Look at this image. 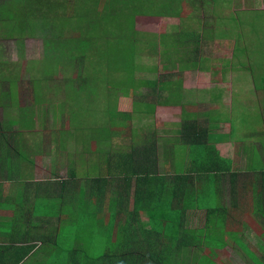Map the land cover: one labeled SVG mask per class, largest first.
<instances>
[{"label": "rangeland", "instance_id": "rangeland-1", "mask_svg": "<svg viewBox=\"0 0 264 264\" xmlns=\"http://www.w3.org/2000/svg\"><path fill=\"white\" fill-rule=\"evenodd\" d=\"M65 1L67 5H64L62 0H41L39 3L38 0H0V18L4 19L0 32V90L9 89L8 93L0 98V126L5 120L13 123L16 120L21 121L18 125L26 131V143L31 140L38 144L41 133L28 130H41L46 135L44 146L48 153L57 149V154L61 155L64 150L70 162L72 159L76 161L79 154L88 155L89 166L95 171L104 155L95 157L93 150L98 149L102 153L108 151L109 141H104L107 134L110 137L114 132L115 138L123 136L120 123L126 120L122 115L115 117L116 110L119 112V109L123 108L130 111L132 99L139 100L134 104V111H140L146 105L143 103L157 101L150 91L145 90L143 93L142 87L138 90L137 98L127 96L129 99L124 98L123 104L120 103L122 98L118 97L123 96L131 86H140L141 79L157 81L158 76H163L161 81L168 80L163 86L167 89L174 88L167 96L171 102H177L182 89L193 90L188 94L193 98L179 101L182 109L165 111V118L158 128L162 123L174 124L170 127L171 130L179 127L181 117L187 111H193L190 108L193 106L200 119L213 114L216 119L228 121L232 125L230 140L242 143V140L248 141L250 137L256 139L255 145L259 153L264 154L261 150L264 146V89L254 88L264 86V0H182L175 16L171 15L167 8L164 9L170 7L169 3L174 0H146L144 5L138 6L136 14L128 9L130 4L124 9L123 4L119 5L118 9L122 11L117 12V15L109 10V14L114 15V18L94 19L98 30L96 35L99 36L95 37L97 45H94V42L90 49L88 46L84 47L83 54L87 60L80 65L82 79L78 80H67L68 77H64L59 70L61 62L65 60L60 48L49 54L50 58L44 55L48 60V65L46 64L42 54L41 35L36 29L37 24L29 20L26 28L32 32L27 33L24 30L25 18L28 20L37 12L49 15L48 10L52 6L57 8V15L64 18L70 15L73 9L80 10L76 4L78 0ZM102 1H107L106 5L109 7L108 0ZM106 5L101 8L97 4L90 9L89 14L98 16ZM117 6L112 5L110 8ZM5 11L6 14L1 13ZM142 12L145 14H141ZM129 16L132 18L127 19ZM103 32H108L109 36L100 38ZM74 33L76 31L72 32ZM65 34L68 36L71 33ZM162 40L166 43L160 44ZM39 60L44 61V70L39 63L33 62ZM66 62L64 72L78 73L79 70L73 66V62ZM153 66L158 70L150 69ZM42 73L45 81L41 79ZM15 74L16 79L18 76L17 80L14 79ZM38 74L40 85L32 87L37 95L33 97V104H30V91L25 90H30L29 78L32 84H38ZM28 96L30 102L27 100ZM107 115H110V120L106 122ZM159 117L157 115V119ZM56 136L62 142L56 143V147L52 143L50 146V137ZM24 150L25 145L22 143V157H26ZM178 154L180 155L176 158L181 159L182 153L179 151ZM249 161L255 164L254 166L261 167L258 154L254 153ZM80 184L68 191L77 190ZM85 185L86 182L83 186ZM240 192L244 197L240 199L238 220H241L242 213L249 218L252 216L247 213L249 199L246 197V190ZM203 198L204 194L201 202ZM187 201L192 203L194 200ZM195 210L190 208L185 210V213ZM92 216L90 227L89 224H82V231L76 233L79 234L77 239L80 241L87 237V241L81 243V246L90 247L94 252L102 243L103 235L98 236V222L94 213ZM258 217L264 221V213ZM182 218L184 219V215ZM214 221L213 211L210 210L206 221L208 231H200L209 240L208 249L219 244L223 236V239L231 237L230 241L237 248L236 261L233 263L247 264V258L242 256H249L250 253L245 251L242 248L244 245L241 246L239 242L257 240L256 233L260 235L264 224L256 223L253 225L254 230H244L245 234L240 230L237 238L236 233L226 234V230L212 231ZM92 227V230L88 229ZM57 234L58 239H68L70 236L67 228ZM230 241L226 239L228 244ZM255 251L263 257L262 252ZM228 253V250L224 252L226 256ZM241 257L245 262L238 261ZM226 258L227 261L233 259Z\"/></svg>", "mask_w": 264, "mask_h": 264}, {"label": "crops", "instance_id": "crops-1", "mask_svg": "<svg viewBox=\"0 0 264 264\" xmlns=\"http://www.w3.org/2000/svg\"><path fill=\"white\" fill-rule=\"evenodd\" d=\"M3 21L4 19L0 18V32ZM141 81H143L142 92L150 91L152 97L157 100L154 103V110H132L133 99L130 111L119 109L126 120L120 128L123 136L115 138L114 132L110 137L107 134L104 141H109L108 151L102 153L98 149L93 150L95 157L104 155L95 171L89 166L88 155L79 154L76 161L72 159L70 162L64 150L61 151V155L57 154V149L48 153L44 146L46 135L41 130L29 131L41 133L38 144L31 140L30 143H26V131L23 130L21 138L25 145L26 157L19 154L17 158L15 149L11 147L14 144L9 140V136L13 134L10 127L0 128V134H4V138L0 137V139L7 140V143L0 141V264H198L197 260L193 262L190 258V256L195 257L190 253L208 254L209 240L200 233V231H208L205 208H194L196 210L185 213L183 219L179 215L183 208L177 205L175 198L174 207L166 211L156 208L154 216H151L147 213V206H135L133 181L128 191H121L117 187L113 190L111 186L112 182L117 183V180L122 179L123 164L129 166L133 164L134 167L142 164L143 160L139 153L146 148L156 149L159 170H165L168 174L176 171L194 173L198 170V165L203 162H197L201 157L197 159V154L192 148L181 143L179 127L171 130L170 127L174 124L169 123H162L159 127L161 129L157 127L165 118L163 116L167 113L165 111L182 109V107L179 104H169L171 101L167 97L169 95L167 92H154L151 84L153 82L161 84L160 79L157 81L141 79ZM191 91L193 90L182 89L181 94H184L182 99L187 100ZM124 98L129 99L124 96L120 103L123 104ZM190 108L193 111L185 113L189 119L196 122L201 129L206 126L210 133H219L222 137L212 143L218 157L225 161L219 162L220 171L215 179V191L212 197L214 200L210 206L213 208L215 219L213 230H234L232 225L237 229V224L245 225L242 231L254 230L253 225L256 223L264 224V221L256 216L264 213V206L255 207L250 191L252 189L246 186L247 189L241 190H246V197L249 199L247 213L256 217H250L247 223H244V216L238 220L237 211L231 212L233 205L229 201L228 174L232 172V184L235 188H238L241 179H244V184H248L249 176L254 175L253 169L248 171L251 156L254 153L258 154L264 164V154L259 153L255 145L256 139L254 140L253 137L248 138V141L242 140V143L230 140L231 124L228 121L216 119L215 122H210L209 116L200 119L193 106ZM157 115L160 116L158 119ZM59 139L57 137L56 141H53L50 137V146L52 143L56 147V143L62 142ZM179 151L182 153L181 159L176 158L180 155ZM8 160H12L13 164L9 166ZM112 165L114 172L111 174ZM84 182H86L85 186H83ZM79 184L81 186L77 190L68 191ZM180 194L178 192L176 195ZM238 194V191L232 193V198H234V206L240 207V199L244 196L241 192ZM179 204L181 205L180 202ZM225 208L228 210L223 213ZM86 211L88 215L97 213L101 218L99 221L96 217L100 231L98 236L103 235L102 243L94 252L90 247L81 246V243L87 241V237L81 238L84 241L77 239L79 234L76 232L82 231V224L69 223L75 220L79 222V216ZM234 215L236 217H233ZM162 216L164 218H161ZM66 228L70 232L69 238L58 239L57 233ZM223 238L220 242L224 245L219 243L215 246L213 263L234 264L237 248L230 239ZM239 243L251 248L257 247L255 250L263 253V257L257 253L255 257L242 256L247 258L245 259L247 264H264L263 238L248 239ZM227 250L230 253L226 256L224 252ZM226 257L233 259L227 261ZM242 257L238 261L242 260Z\"/></svg>", "mask_w": 264, "mask_h": 264}, {"label": "trees", "instance_id": "trees-1", "mask_svg": "<svg viewBox=\"0 0 264 264\" xmlns=\"http://www.w3.org/2000/svg\"><path fill=\"white\" fill-rule=\"evenodd\" d=\"M41 0H38V3ZM64 5H67V2L65 0H62ZM182 0H174L171 1L170 7H164V9L169 10V13L173 16L178 14V6L179 3ZM109 2V7L106 5L107 1H102V0H78L77 5L80 7V10L77 8L73 9L72 13L68 15L66 18L60 17L57 15V8L52 6L48 12L49 15L43 13L39 14L37 12L36 15H33L32 17L25 18V31L27 33H31L32 30H27V24L29 21L33 24H37L36 29L38 30V33L41 35V44H42V54L44 61H46V64L48 60L45 59V56L49 57V54L54 52V50L59 49L63 51L64 59L63 62H61L62 66L59 69L63 74L64 77H68L67 80H78L82 79L81 78V70H80V65L82 63H85L87 60L84 57L85 52L84 47L86 48L88 46V49L91 48L92 44L97 45L95 37H99L96 34H98V30L96 28V24L93 22L95 18H106L108 17L114 18V15L109 14V10L113 11L115 15H117L119 11V5L123 4V9L130 4L131 7L128 9L131 10L134 14L138 13V6H142L146 3V0H108ZM37 3V4H38ZM81 3V4H80ZM36 4V7H37ZM101 6V8L104 7V10L102 13H100L98 16L93 15L91 16L89 14L90 9H93L96 5ZM166 4V3H165ZM112 5H118L116 8L111 9L110 7ZM36 7L34 9H36ZM83 8V9H81ZM53 9V12H52ZM126 9V10H128ZM144 9V6L142 7ZM2 14H6L5 12H1ZM117 13V14H116ZM122 13V12H121ZM141 14H145V12H142ZM168 14V13H167ZM121 16V15H120ZM59 17V18H56ZM52 18V20H51ZM56 18V20H54ZM132 18V16H129L127 19ZM120 20L122 18H119ZM39 22V23H38ZM41 24V25H38ZM43 32H41V30ZM34 29V28H33ZM23 30V31H24ZM72 34V32H75ZM65 33H71L68 36ZM109 36L108 32H103L102 35H100V38L107 37ZM194 42H197L194 40ZM165 41H161L160 44H165ZM59 50V51H60ZM58 51V53H59ZM79 51V52H78ZM165 51V50H164ZM84 53V54H83ZM166 53V51L164 52ZM170 54V53H168ZM193 54V53H192ZM45 55V56H44ZM68 57V59L66 58ZM192 57V56H191ZM73 62V66L77 68L78 73H66L63 71L64 67H67V62L66 61ZM42 61H33L37 62L41 65L42 67ZM43 61V62H44ZM79 61V62H78ZM79 63V64H78ZM48 65V64H47ZM140 69V68H138ZM137 69V70H138ZM152 70H158L156 67L150 68ZM42 70H44V67H42ZM44 72V71H43ZM3 74V72H1ZM33 76V75H32ZM38 75H36V79L38 80V84H32L31 78L28 79L30 86V90H25V91H30L31 99L29 101V96H28V101L30 104H33V97H35L34 91L32 87L39 84V78H37ZM49 77V76H48ZM163 76H158L157 78L160 79ZM47 78V77H46ZM14 79H16V74L14 75ZM18 79V76H17ZM16 79V80H17ZM42 81L44 80V75L42 73L41 76ZM161 81V79H160ZM168 81V80H166ZM166 81H161V84H158V82H153L151 84L153 87V90L155 93L157 92H167V94L171 93L174 88L170 87V89H167L165 85L163 86L164 82ZM143 84V81H142ZM142 84L138 87H135L134 85L131 86L130 88L127 89V91L124 93L123 96H129V97H136L139 93L138 90L141 88ZM167 84V82H166ZM9 86V85H8ZM165 87V88H164ZM258 89H264L263 87H254ZM167 89V90H164ZM9 89H2L0 90V98L4 96L6 93H8ZM129 91V92H128ZM34 94V95H33ZM120 95V94H119ZM122 95H120L118 98H122ZM138 97V96H137ZM184 97V94L178 95L177 102H171L169 104H179L178 102ZM188 98H193L188 96ZM37 102V101H36ZM137 101H133V107L134 104ZM194 102V101H193ZM142 103V102H141ZM135 109V108H133ZM140 110H146V111H153L154 110V103H148L144 105ZM123 116L122 112H118L116 110L115 117L119 118ZM210 117H213L215 119H211ZM116 118V119H117ZM110 120V115H107L106 122ZM216 117L215 115H209V121L210 122H215ZM205 122V121H204ZM9 126H8V125ZM21 124V121H15L14 123L10 120H5L0 128L2 127H10V130L12 131V135L9 136V140L11 144H14L12 149H15L14 152L16 154V157L18 158L20 153V145L23 143V139L21 138V135L23 133V128L19 127ZM263 127H264V120L262 122ZM32 125V123H31ZM123 125V121H121L120 126ZM28 126H30L28 124ZM31 127V126H30ZM212 127V126H211ZM180 129V141L181 143H185L188 147L192 148V151L197 154V159L201 157L197 162H202L200 165H198V170H196L194 173L191 172H183V171H176L173 174H168L166 173L165 170L160 169L159 170V164H158V156L156 153V149H150L146 148L144 150H141L139 153V156L142 158V164L134 167L135 165H127L126 163L123 164V176L122 179L117 180V183L112 182V188L113 190L119 189L121 191L126 190L128 191L131 187V182H134V201H135V206L137 207H148L147 213L150 214L151 216H154L155 209H163V211H166V209H171L173 206V202L176 198L177 205L182 207L181 212L179 213L180 216L183 217L185 216V210H188L190 208H198V209H203L205 208L207 211V214L209 211H213V208H209L211 206V202H213L214 199H212L213 194H214V186H215V179L219 175L218 172L220 171L219 169V162H225L223 159H220L218 157V154L216 152L215 146L212 145L215 141L220 140L222 138L219 133H210L211 131H208V128L204 126L203 129H201L196 122H193V120L189 119L186 114H184L181 117V123L179 126ZM232 129V125L230 126V130ZM25 131V130H24ZM30 131V130H28ZM20 132V133H19ZM230 133V132H229ZM16 134V137L14 135ZM0 137L4 138V134L1 133ZM57 136L53 138V141H56ZM0 141H4V143H7V140L0 139ZM60 141V139H59ZM263 151H264V146H263ZM192 152V153H193ZM7 164L9 166L13 164L12 160H8ZM261 167L254 166L252 162L249 163V169L248 171H251L253 169L254 175L249 176L248 184H244V179H241L238 182V188H235V186L232 184L233 181V176L232 172L228 174V181L229 184L228 186L229 191V201L231 202L232 210H236L237 213L240 209V207L234 206V198H232V193L239 192L240 190L244 189L246 186L249 187L253 199H254V204L255 207L262 208L264 206V164L262 163V160L260 161ZM202 165V166H201ZM201 166V167H200ZM111 167V174L114 172V167L113 165ZM178 167V166H176ZM11 168V167H9ZM228 173V172H227ZM153 174L152 176H150ZM245 176L247 174H244ZM144 181V179H146ZM195 180V181H194ZM112 181V179H111ZM192 186H189V185ZM241 185V187H240ZM240 187V188H239ZM64 188V187H63ZM216 188V187H215ZM65 189V188H64ZM247 189V188H245ZM178 192H180V195H176ZM203 194L205 195V198H203L202 202L200 201L203 197ZM238 194V195H239ZM140 196V197H139ZM187 199H192L194 200L192 203L187 201ZM181 203V205L179 204ZM178 206V207H179ZM228 209L225 208L223 213H225ZM174 211V209H173ZM206 214V217H207ZM95 217L97 219L99 218L97 213H94ZM261 214H258L256 216H259ZM84 216V217H83ZM241 216H244V223H247L249 220L248 215H245L242 213ZM255 215H252L251 218L256 217ZM93 216L91 214L88 215V212H83L79 216V222L78 220L76 221H69L70 224H89L92 221ZM161 218H164L162 216ZM153 219V217H152ZM257 221V219H255ZM247 225V224H246ZM234 230H226V234L233 232L236 234H240V230L245 227V225L242 224H237V227L240 229H235V227L232 225ZM212 231H220V230H212ZM187 233V232H186ZM258 237L264 238V230L259 233H256ZM230 239L228 236L226 237ZM237 244H239L237 241H235ZM221 244V242H219ZM221 245H224L223 243ZM219 245V246H221ZM215 246H218L215 245ZM211 247L208 251V254H199V253H190L194 254V256H190V258L193 259V262L196 260L199 262L198 264H214L212 258L214 257V254H216V250ZM242 246V244H241ZM217 248V247H216ZM245 251L249 252V256L254 254L255 257V249H252L248 245L242 246ZM199 252V251H198ZM189 258V259H190ZM261 262V261H260Z\"/></svg>", "mask_w": 264, "mask_h": 264}]
</instances>
